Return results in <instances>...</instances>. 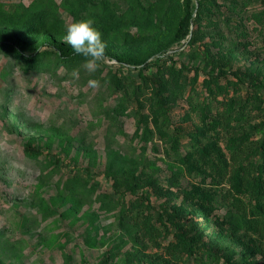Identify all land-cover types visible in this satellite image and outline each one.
Returning a JSON list of instances; mask_svg holds the SVG:
<instances>
[{"label":"rangeland","instance_id":"rangeland-1","mask_svg":"<svg viewBox=\"0 0 264 264\" xmlns=\"http://www.w3.org/2000/svg\"><path fill=\"white\" fill-rule=\"evenodd\" d=\"M150 2L135 19L118 11L127 9L124 0H95L80 14L74 0H0V28L16 30L28 48L47 50L54 40L64 41L67 24L87 19L107 45L105 62L92 74L83 69L84 58L60 66L50 58L33 68L0 50V264H194L172 234L150 236L143 214L137 230L120 221L121 207L108 201L114 169L137 175L138 193L155 205L174 204L188 236L216 245L221 233L227 235L225 210L211 198L229 185L202 182L177 157L190 156L194 166L191 149L198 143L227 155L215 118L244 99L248 88L232 75L216 80L191 72L184 78L177 71L182 62L212 63L264 83V0H206L193 40L190 34L162 54L174 56L175 68L168 60L153 69L166 87L159 89L167 96L164 108L158 88L140 74L142 66L113 57L126 53L155 61V50L174 37L185 1ZM42 14L48 17L40 27L34 20ZM74 69L78 80L70 75ZM89 79L101 87L89 88ZM141 118L152 129L148 141ZM27 143L43 156H28ZM78 172L89 180L87 188L75 182ZM132 198L128 194L126 201ZM239 233L236 246L232 236L226 238L225 250L246 249L251 257L253 245Z\"/></svg>","mask_w":264,"mask_h":264},{"label":"trees","instance_id":"trees-1","mask_svg":"<svg viewBox=\"0 0 264 264\" xmlns=\"http://www.w3.org/2000/svg\"><path fill=\"white\" fill-rule=\"evenodd\" d=\"M128 7L122 11L121 7H117L118 11L124 12V15L132 14L138 18L137 11L144 8L145 5H151L150 0H124ZM185 7L182 12L181 19L178 23L175 35L168 42L161 44L153 54H159L155 61L148 62V58H137L132 55L113 54V57L128 65H141L140 74L149 83H153L156 89V97H161L159 104L166 107L167 96L162 97L160 90L164 87L163 81L156 76L157 72L154 67L161 64H167L168 60L173 62L172 67L177 65L174 56L162 57L176 43H181L188 35L194 38L192 29L198 23L201 14L204 13L206 0H184ZM95 0H74V9L80 14L92 5ZM105 5H107L105 3ZM102 4L103 7H106ZM113 8V7H112ZM111 17L115 16V12L109 10ZM149 13H153L152 7L148 9ZM203 12V13H202ZM48 15L42 14L36 17L35 23H40V27L45 26ZM122 17V16H120ZM50 48L42 50L39 46L28 48L21 35L9 28H0V50H4L7 55L12 56L17 61H23L33 68H40L46 63L47 59L52 58L53 63L57 66L72 65L83 59L82 56L74 53L72 48L66 42L54 40L49 43ZM173 52V51H172ZM175 52V51H174ZM107 54V49L105 50ZM148 71V74L144 71ZM180 72L183 77H187L185 73L196 72V74H205L218 79H226L231 75L240 83L247 86L246 95L240 101H233L223 113L220 112L215 120L221 126L217 131L219 136H223L228 147V154H223L220 149L211 146L206 150L203 143L194 145V166L190 164V156L185 157L181 154L178 160H184L194 176L205 182L210 179L214 183H227L229 188L219 195H212V202L215 208H223L225 210L224 218L230 224V229L226 230V234L218 236L216 245H211L202 241L201 235L192 240L194 236H188L185 226L182 224L183 219L177 211V207L172 203L155 205L151 197L144 192L138 193L139 187L142 186L141 180L137 175L112 171L110 177L113 178L114 192L109 197V203L112 206H120V221L128 224L130 230H137L138 221L143 214L144 230L150 236H160L163 234L168 237L173 235L176 242H184L185 248L182 254L188 255L190 259H194V264H264V83L258 81L253 76H248L239 70H230L224 67L208 64L207 67L201 65H189L180 63ZM159 77V76H158ZM144 125L143 137L148 141L151 136V127L147 119H140ZM25 153L33 158L43 156V151L31 143L24 146ZM91 174V171H87ZM84 175V174H83ZM109 176V175H108ZM75 182L80 187L87 188L89 180L85 179L80 172L76 173ZM231 191V192H230ZM133 198L127 202L128 196ZM199 197L204 198L205 194L197 193ZM192 210L187 209V212ZM134 216V221L132 220ZM132 221V223H131ZM224 229V227H223ZM242 237L247 238L249 243L253 245V254L247 256L246 249H240L236 252L231 249L227 252L224 243L227 237H233L231 243L236 246L237 240Z\"/></svg>","mask_w":264,"mask_h":264},{"label":"clouds","instance_id":"clouds-1","mask_svg":"<svg viewBox=\"0 0 264 264\" xmlns=\"http://www.w3.org/2000/svg\"><path fill=\"white\" fill-rule=\"evenodd\" d=\"M64 41L72 48L75 54L84 58L83 69L89 74L95 73L106 60L107 45L102 39V33L94 27L91 19L79 20L67 24ZM73 79H79V69L71 72ZM87 86L98 89L101 83L97 79H89Z\"/></svg>","mask_w":264,"mask_h":264}]
</instances>
